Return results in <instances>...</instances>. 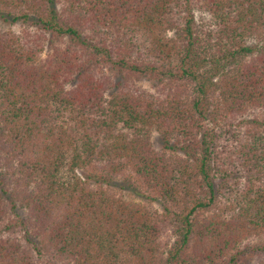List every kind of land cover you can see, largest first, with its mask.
<instances>
[{"label": "trees", "instance_id": "16d2710c", "mask_svg": "<svg viewBox=\"0 0 264 264\" xmlns=\"http://www.w3.org/2000/svg\"><path fill=\"white\" fill-rule=\"evenodd\" d=\"M0 14V264H264V0Z\"/></svg>", "mask_w": 264, "mask_h": 264}, {"label": "rangeland", "instance_id": "374dc122", "mask_svg": "<svg viewBox=\"0 0 264 264\" xmlns=\"http://www.w3.org/2000/svg\"><path fill=\"white\" fill-rule=\"evenodd\" d=\"M14 16H16V15H13V16L11 15V16L5 18L2 14H0V31L4 32V31L11 30V31L20 32L25 27V24H23L21 22V20L13 21L12 19ZM199 16H200V14H199ZM36 29H37V27H34V26L31 27V31H35ZM137 86H139V87L142 86L144 88H148L151 91H153L155 89V87L152 85L151 81H148L146 79H141L138 82ZM120 188L122 189L123 187H120ZM120 188H118V189H120ZM120 191L123 193V195L126 199L135 200V201H143V198L140 195H138L137 193L133 192L132 190H130L128 188H125V189L120 190ZM155 205L158 209L161 208L159 204H155ZM248 254H249L248 256L250 257V253H248ZM253 258L251 257V259H252L251 263L254 264V262H256V259H255L256 257L253 256Z\"/></svg>", "mask_w": 264, "mask_h": 264}]
</instances>
